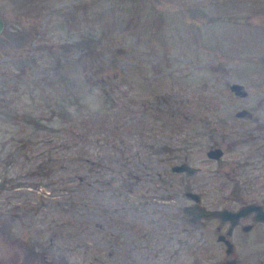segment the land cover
Instances as JSON below:
<instances>
[{"label":"rangeland","instance_id":"rangeland-1","mask_svg":"<svg viewBox=\"0 0 264 264\" xmlns=\"http://www.w3.org/2000/svg\"><path fill=\"white\" fill-rule=\"evenodd\" d=\"M0 15L2 109L44 117L38 127L0 114V224L11 220L0 264H219L225 246L182 208L169 237L172 203L189 200L168 191L195 182L170 166L202 165L209 204L264 195V0H0ZM88 38L85 53L66 44ZM241 107L252 115H234ZM52 108L62 111L48 119ZM212 142L220 159L206 155ZM151 205L167 232L146 247ZM239 232L237 264H264L263 225Z\"/></svg>","mask_w":264,"mask_h":264},{"label":"flooded vegetation","instance_id":"flooded-vegetation-1","mask_svg":"<svg viewBox=\"0 0 264 264\" xmlns=\"http://www.w3.org/2000/svg\"><path fill=\"white\" fill-rule=\"evenodd\" d=\"M1 16V15H0ZM3 18V17H2ZM4 19V18H3ZM5 22V20H4ZM235 115V114H234ZM250 117V116H249ZM215 146H220L218 145V143L216 145L213 144V142L211 143V145L208 147V149L206 150V155L208 158H214V159H220L221 156L223 155L224 153V149H223V153L221 154V156L219 157H210L208 156L207 154V151L212 148V147H215ZM155 159V158H154ZM185 161V160H183ZM182 162V161H180ZM187 162V161H185ZM176 163V162H175ZM174 164V163H173ZM171 164V170L175 173H184L186 175H191L194 177V181H187L186 185L184 186L185 188L184 189H179V188H176V189H172L170 188L169 191H168V195L170 198H173L174 200H176L178 202V199H179V195L181 194V192H183V194L185 196L188 197V202L184 203L183 205L180 203L179 206H177L176 204L172 203V207H173V210L170 212L171 215L169 216V218L167 219L166 221V226H167V229L169 232V237H174L175 239V230L177 229V223L179 222L180 224V219H181V212L179 210V208L183 210V207L186 205V204H193L195 202H197L194 198L190 197L189 195L186 194L187 191H192L194 193H196V196H198V201L202 204H204L206 207H209V208H221V207H229L227 205H218V204H209L208 202L206 201H203L204 198H203V190L199 188V181H197L198 179V174L199 173H202L203 171V166L202 165H198V164H192V163H189L193 169L191 172H187L186 170H182V171H176V170H173L172 169V165ZM144 165L147 167V173L148 175L150 174H153V172H150V170L154 167V164H152L151 162L148 161H145L144 162ZM150 169V170H149ZM156 175L159 177L162 172L157 170L156 172ZM154 173V174H155ZM203 178L202 180H204L205 182L207 181V178H205V174L202 175ZM153 177V176H151ZM155 187L153 188V191H156V185H160V182L159 180H157L155 183H154ZM124 188L126 189L125 191L127 192H133V185H128V186H122V190H124ZM138 191V190H137ZM239 194V193H238ZM159 195H161V193H159ZM156 196L155 194L152 196L153 199H159L160 196ZM135 200V199H133ZM132 200V201H133ZM157 200H153V203L158 205V202H156ZM248 202H255L257 205H260V209L262 211H264V195L261 196L260 198H252V199H249V200H243L241 201L236 207H233L234 209L235 208H238L240 207L242 204H245V203H248ZM149 208V207H148ZM231 208V207H229ZM151 209V210H149ZM146 210V212H149V213H146L147 214V217L145 218L144 221L148 222V225H144L145 229H144V236L146 238V247H149V244H148V240H149V235L151 234V232H154L153 230H156V234L157 235H161V234H166L167 232V229L165 227V225L163 224V220L162 219H158V218H155L153 216V213L157 210L155 208V205ZM159 211L161 212V209H159ZM256 210H250V211H246L245 214H242L240 215L237 223L233 226L232 230H231V233H228V229L230 227V224H231V220L229 218H221L220 216H205V215H194V214H186L183 210V215H184V219L186 222H188L191 226V229L194 228V227H200V228H203V229H209L207 231H209L210 233L214 232L216 234V238L217 240L222 243V245L225 246V251H226V242H225V239L226 238H229L232 242H233V247L235 248V241H234V235L235 233H240L239 231H241L243 234L247 235L248 232L252 231L253 229H255L257 227V225L259 226L260 224L263 225L264 227V220L262 219H257L256 218ZM165 217H168L166 215H164ZM147 219V220H146ZM176 224L174 225L173 228H171V224ZM170 225V227L168 226ZM247 227L246 229L244 227ZM195 229V228H194ZM205 229V230H206ZM193 231V230H192ZM194 232V231H193ZM202 234H200L202 237H205L206 235L201 232ZM178 235L180 234L179 232L177 233ZM220 236H222V238H220ZM168 240V239H167ZM166 240V241H167ZM165 241V243L167 244V242ZM165 244V245H166ZM167 247V245H166ZM159 249V248H158ZM178 249L176 248L175 252L176 254H178ZM229 256L231 255H228L226 253V255L224 257H222V259L220 260L219 264H221L223 262V260H225L226 258H228ZM236 256V255H235ZM238 259V257H237ZM261 261V259H260ZM238 263V262H237Z\"/></svg>","mask_w":264,"mask_h":264},{"label":"water","instance_id":"water-1","mask_svg":"<svg viewBox=\"0 0 264 264\" xmlns=\"http://www.w3.org/2000/svg\"><path fill=\"white\" fill-rule=\"evenodd\" d=\"M4 27H5L4 19L2 18V16H0V34L3 32ZM230 88L236 94H239L241 96L247 95V89L242 82L233 81L230 83ZM234 114L237 116H251L252 111L247 107H241L238 110H236ZM222 153H223V149L220 146L212 147L207 151L208 156L215 158L221 156ZM172 169L176 171L186 170L187 172H191L193 167L188 162L182 161V162L174 163L172 165ZM186 194L197 201L193 204H186L183 207V210L186 214L188 215L194 214L200 216L201 215L220 216L223 219L229 218L231 220V224L228 229V233H231V230L233 226L237 223L240 215L245 214L246 211L256 210L257 212L256 218L264 220V211H262L260 209V205H257L255 202H248L242 204L240 207L235 209L229 207L209 208L198 201V196H196V193L192 191H187ZM244 228L246 229L247 227L245 226ZM220 238H222V236H220ZM225 242H226V253L231 256L223 260L221 264H237L238 259L236 256H233V252H234L233 242L229 238H226ZM261 262L264 263V254H263V258L261 259Z\"/></svg>","mask_w":264,"mask_h":264},{"label":"trees","instance_id":"trees-1","mask_svg":"<svg viewBox=\"0 0 264 264\" xmlns=\"http://www.w3.org/2000/svg\"><path fill=\"white\" fill-rule=\"evenodd\" d=\"M92 41V39H90V38H88L87 40H84V41H72V42H70V41H68L66 44L67 45H69L70 47H74V48H76L77 49V51L79 52V51H84V53L88 50V42H91ZM83 43V44H82ZM84 45V48H82L81 46H83ZM58 55V61L62 58V56H63V60L64 61H71V59L66 55H63L62 53H59V54H57ZM4 90H1V87H0V94L3 92ZM111 94H110V91H108L107 90V97H109ZM9 104V103H8ZM3 103L2 104H0V114H3V115H6L7 117L8 116H12V117H16L15 115L16 114H18V113H22V117L20 118V120L22 121L23 120V122H26V123H29V124H35V126H38V127H40V125H41V121H42V119H44V117L43 116H41L40 114L42 113V112H39L38 113V109L37 108H34V107H31L32 109L31 110H23V111H21V112H19V110H17V108H15V107H11V108H8V109H5V110H3L2 108H3ZM10 107V106H9ZM36 111V112H35ZM56 111H58V112H60L61 113V108H52V112H50V115L48 116V119H50L51 118V115H54V114H56ZM52 113V114H51ZM15 114V115H14ZM38 114V115H37ZM104 121V120H103ZM45 127V126H44ZM261 128H263L264 129V124H262L261 125ZM150 146L151 145H148V147L150 148ZM152 147V146H151ZM168 149H170V147L168 148ZM156 150V149H155ZM158 152H160V150L158 149L157 150ZM101 164V163H100ZM40 167H41V165L40 164H38ZM53 172V169L51 168V166H49V167H47L44 171H43V173L44 174H48V173H50V172ZM116 171L118 172V174L119 173H121V171H122V169H120V168H116ZM17 183H22L21 181H16ZM0 188H1V185H0ZM9 224V225H7V224ZM10 225H11V220L9 219V218H6L5 220H3L2 221V223L0 224V229L2 230V232H4V233H7V234H11V231H10ZM24 246L26 247V256L25 257H30L31 256V258L32 259H39V256H38V252H37V250L34 248V246L33 245H31V244H26V243H24ZM29 259V258H28ZM43 260V259H42ZM40 261V260H39ZM39 261H37L36 262V264H38L39 263ZM58 264H69L68 262H67V260L66 259H64V258H62L60 261H59V263Z\"/></svg>","mask_w":264,"mask_h":264}]
</instances>
